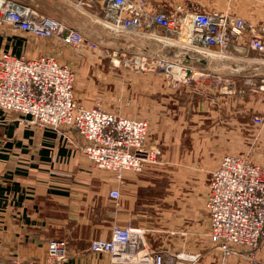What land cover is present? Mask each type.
Instances as JSON below:
<instances>
[{
  "label": "rangeland",
  "instance_id": "obj_1",
  "mask_svg": "<svg viewBox=\"0 0 264 264\" xmlns=\"http://www.w3.org/2000/svg\"><path fill=\"white\" fill-rule=\"evenodd\" d=\"M21 1L79 30L84 34L86 43H95V46L67 45L55 37L41 38L1 27L0 50L26 53L34 57L42 54L57 57L61 63L74 70L75 94L81 104L88 107L100 105L111 112L147 120L149 122L147 145L156 146L161 151L162 164L148 166L139 173L133 171L124 173V177L131 174L136 176V180L140 181V188L137 195H134V200L133 197L131 198L134 191L126 192L130 197L128 200L134 201L132 209L128 211L130 215L128 223L123 220L121 211L120 217L113 221L111 229L116 224L143 227L148 231L147 243L157 251H200L204 256L199 264H223L222 254L210 240L207 190L212 172L226 154L244 155L255 163L264 164V123L257 125L253 120L256 114L264 113V92L259 90L257 85L264 75L263 56L247 48L246 40L242 43L243 47L236 46L235 52L229 50L225 53L213 49L205 54L208 56L206 59L222 64L227 74L202 78L210 84L212 91L209 94L208 88L203 92L193 93L194 96L186 93L177 97L176 106L171 105L172 108L169 110L172 118L176 116L177 124L173 122L169 128L166 127L169 133L158 137L153 133L152 119V94H154L152 91L156 84L154 75H157V72L163 73V80L159 79L161 88L168 86L177 91L183 84L191 85L190 82H183L177 88L171 87L165 72L160 66L157 67V64L161 65L166 61L186 64L193 60H189L188 56H192L191 54H187L188 58L183 55V52L187 53L188 48L179 41V35L157 27L151 29L157 39L166 40L165 46L171 44L170 41L178 45L174 47L176 52L170 50L169 55L165 57H153L150 51L152 41L146 34L148 30L132 31L114 25H110V28L105 22V15L102 12L100 14L99 7L92 3V0ZM153 1L157 10L166 13H176L180 5H185L188 9L199 8L198 10L203 9L202 11L207 12L230 11L244 17L251 24L264 21V0ZM248 38L244 36V39ZM161 42L163 40H160ZM141 56H146L145 62L142 61ZM143 63L145 66L141 67ZM255 74L257 77H254ZM155 77L157 79V76ZM232 79L236 80L233 91L227 90L225 83L218 84L219 81ZM203 89L205 88H201ZM162 96L166 98L165 94ZM164 100L168 101L167 98ZM213 111L214 113H210ZM3 113L22 117L17 112L3 111ZM236 119L239 121L238 124ZM3 124L6 123L0 125ZM68 130L76 133L71 127L65 128L64 133L52 131L67 137ZM164 136L170 137L172 141H163ZM177 136L180 137L183 155L178 159L172 158V163L170 161L167 164L163 159V143L164 146L175 147ZM203 137H208L209 142L206 146L209 151L197 153L195 147L200 140L205 139ZM82 143L83 140L76 145L78 151H82ZM197 148L201 150L202 146ZM124 177L120 185L125 181L126 177ZM114 204L120 205V201L114 200ZM110 230L108 228L105 231L101 224L100 229L98 226L88 225L82 230L63 231L61 236L66 237L65 240L68 242V259L73 257L81 262L79 258L89 252L94 253L90 249L92 240L108 238L112 231ZM59 234L56 235L60 236ZM53 238L55 237L51 239ZM8 254L5 256L0 254L3 258L0 260L7 261L16 256V254ZM94 254L98 255L95 260L101 261V264H110L111 258L108 254ZM248 263L238 255H232L226 261V264Z\"/></svg>",
  "mask_w": 264,
  "mask_h": 264
},
{
  "label": "built area",
  "instance_id": "obj_2",
  "mask_svg": "<svg viewBox=\"0 0 264 264\" xmlns=\"http://www.w3.org/2000/svg\"><path fill=\"white\" fill-rule=\"evenodd\" d=\"M92 3L105 15L109 26L144 32L159 27L179 35V41L188 48L186 54L192 55L189 59L205 61L204 54L197 51L210 53L218 49L226 53L232 45L243 46L246 40L247 48L262 55L264 61V21L251 24L230 11H192L185 5H180L176 13H166L154 8L151 0ZM1 27L41 38L55 37L67 45L95 46L86 43L79 30L21 0H0ZM141 58L146 61V56ZM158 66L173 88L191 82L192 71L186 64L166 61ZM220 83L230 91L236 87L232 80ZM257 85L264 92V75ZM0 111L22 115L18 118L0 113V124L17 122L60 133L73 128L83 140V153L97 168L114 173L118 181L127 171L139 173L163 163L160 149L147 145V120L111 112L100 105L81 104L75 94L74 70L53 55L32 57L0 50ZM253 120L263 124L264 113L256 114ZM110 197L119 201V187L111 190ZM206 205L210 240L222 254L223 264L232 255L246 259L248 264H264V164L244 155H224L212 172ZM147 232L143 227L116 224L110 238L92 240L90 249L108 254L110 264H199L204 256L200 251H157L147 243ZM68 256L67 240L53 238L48 241L44 262L24 263L15 258L0 264H63Z\"/></svg>",
  "mask_w": 264,
  "mask_h": 264
},
{
  "label": "crops",
  "instance_id": "obj_3",
  "mask_svg": "<svg viewBox=\"0 0 264 264\" xmlns=\"http://www.w3.org/2000/svg\"><path fill=\"white\" fill-rule=\"evenodd\" d=\"M152 5L157 8L154 1ZM189 9L194 11L199 8ZM157 29L162 30L159 27ZM147 36L152 41L150 51L153 57H165L169 55L170 50L177 51L174 47L178 45L171 42L165 46L166 40L157 39L152 31H149ZM160 40L163 42L160 43ZM235 48V45L231 46L234 52ZM184 53L183 55L187 57ZM236 61L241 62L238 59ZM200 62L192 60L186 63L192 71L191 85L183 84L177 91L168 86L160 87L159 79L163 80L164 77L162 72L153 74L156 80L152 91L155 136L168 134L169 129L166 130V127L169 128L173 122L177 124L176 116L172 118L169 112L173 105L176 106L177 97L186 93L194 96L193 93H200L208 88L209 94L212 89L204 80L214 75L227 74L222 64L214 60L206 59ZM232 82L236 84V80L232 79ZM162 94L166 95L167 102ZM236 120L238 124L239 121ZM68 132L66 137L52 130L19 125L17 122L0 125V254L1 256L8 253L16 254L12 256L13 258L0 262L8 263L15 258L24 263L46 261L48 241L52 237L65 239L61 233L66 229L82 230L88 225H95L100 229L103 224L105 231L108 228L110 230L113 221L120 217L121 211L123 220L128 223L130 216L128 211L132 209L134 201L128 200L130 197L126 192L134 191L131 194L134 200V195H137L140 188V181L131 174L125 176V181L120 185V181L111 171L97 168L85 153L77 150L76 145L81 143L82 139L73 131ZM179 136L174 142L175 147L164 146L163 143V159L167 164L170 161L172 163V158L178 159L183 155ZM203 138L205 139L196 145L200 148L202 146L203 150L195 147L197 153L209 151L206 146L209 142L208 137ZM162 139L172 141L168 136ZM117 187L121 190L120 205L114 204V199L110 197L111 190ZM58 233L60 236L56 235ZM111 233L112 231L108 238ZM97 256L89 252L79 258L81 262L69 257L66 261L68 263L63 264H101V261L95 260Z\"/></svg>",
  "mask_w": 264,
  "mask_h": 264
},
{
  "label": "bare ground",
  "instance_id": "obj_4",
  "mask_svg": "<svg viewBox=\"0 0 264 264\" xmlns=\"http://www.w3.org/2000/svg\"><path fill=\"white\" fill-rule=\"evenodd\" d=\"M167 39H168V38H167ZM164 40H165V39H164ZM170 42H172V41H170ZM199 52H201V51H199ZM203 54H204V57H205V58L208 57V56L205 55V54H208V53H204V52H203ZM211 55H216V54H211ZM216 56H217V55H216ZM216 56H215V57H216ZM209 58L213 59L214 57H209Z\"/></svg>",
  "mask_w": 264,
  "mask_h": 264
}]
</instances>
